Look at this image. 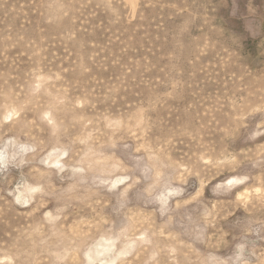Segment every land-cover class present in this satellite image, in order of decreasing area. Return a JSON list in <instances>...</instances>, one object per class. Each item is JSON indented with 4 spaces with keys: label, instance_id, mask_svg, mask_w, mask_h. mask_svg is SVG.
<instances>
[{
    "label": "rangeland",
    "instance_id": "374dc122",
    "mask_svg": "<svg viewBox=\"0 0 264 264\" xmlns=\"http://www.w3.org/2000/svg\"><path fill=\"white\" fill-rule=\"evenodd\" d=\"M0 264H264V0H0Z\"/></svg>",
    "mask_w": 264,
    "mask_h": 264
}]
</instances>
